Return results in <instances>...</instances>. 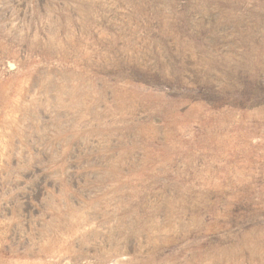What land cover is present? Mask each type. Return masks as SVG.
<instances>
[{"label": "rangeland", "instance_id": "374dc122", "mask_svg": "<svg viewBox=\"0 0 264 264\" xmlns=\"http://www.w3.org/2000/svg\"><path fill=\"white\" fill-rule=\"evenodd\" d=\"M0 264H264V0H0Z\"/></svg>", "mask_w": 264, "mask_h": 264}]
</instances>
